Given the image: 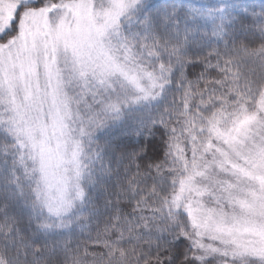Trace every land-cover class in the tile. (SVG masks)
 <instances>
[{
	"label": "snow or ice",
	"instance_id": "1",
	"mask_svg": "<svg viewBox=\"0 0 264 264\" xmlns=\"http://www.w3.org/2000/svg\"><path fill=\"white\" fill-rule=\"evenodd\" d=\"M0 264H264V0H0Z\"/></svg>",
	"mask_w": 264,
	"mask_h": 264
}]
</instances>
